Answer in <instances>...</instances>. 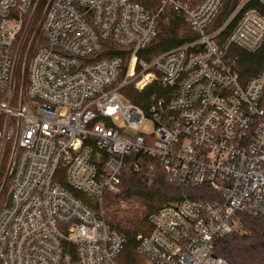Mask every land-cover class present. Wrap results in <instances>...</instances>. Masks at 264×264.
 Listing matches in <instances>:
<instances>
[{
	"label": "built area",
	"instance_id": "obj_1",
	"mask_svg": "<svg viewBox=\"0 0 264 264\" xmlns=\"http://www.w3.org/2000/svg\"><path fill=\"white\" fill-rule=\"evenodd\" d=\"M42 1L0 0V264H120L125 239L103 201L121 194L133 153L157 158L180 188L213 194L160 208L138 253L148 264H227L215 241L240 229L239 214L264 220V68L244 82L229 56L264 49V0H244L222 42L226 27L207 28L223 0H161L156 13L130 0H47L19 86V37ZM166 9L198 39L139 60ZM155 82L169 98L147 111L123 93Z\"/></svg>",
	"mask_w": 264,
	"mask_h": 264
},
{
	"label": "trees",
	"instance_id": "obj_2",
	"mask_svg": "<svg viewBox=\"0 0 264 264\" xmlns=\"http://www.w3.org/2000/svg\"><path fill=\"white\" fill-rule=\"evenodd\" d=\"M142 5L147 11L156 13L161 0H130ZM189 2L194 0H178ZM199 1V0H198ZM201 1V0H200ZM244 0H223L222 6L207 28V32L216 33L223 28L218 36L219 42L225 41L237 19L231 20ZM47 0L39 6L33 22L27 32H22L18 46H21L19 62L16 72L17 85L23 82L25 62L29 53L31 41L38 31ZM259 7L257 1L249 2L245 10ZM198 39L185 18L166 9L159 16V29L156 38L145 49L139 51V60L151 63L155 58L175 50ZM41 44V34L38 37L33 52ZM229 56L235 59V68L244 82L257 76L264 68V49L256 53H248L236 46H232ZM128 100L134 105L147 111L155 97L169 98V91L163 85L155 82L144 91L138 92L133 87L123 91ZM2 125L0 123V131ZM9 164V151L7 152L0 178H4ZM127 167L122 173L120 185L121 194L107 193L103 201L105 219L112 229L118 231L125 239V247L119 256L120 264H148L146 258L138 253V237L148 236L152 232L149 218L165 205L183 201H212V191L207 187L180 188L175 181L160 167L157 158L133 153L126 159ZM136 166L138 169H136ZM10 184V182H9ZM8 186L6 191H8ZM85 202L90 200L78 194ZM121 201H135L140 208L131 214L120 210ZM240 229L215 241L214 254L224 259L227 264H264V220L239 214Z\"/></svg>",
	"mask_w": 264,
	"mask_h": 264
},
{
	"label": "rangeland",
	"instance_id": "obj_3",
	"mask_svg": "<svg viewBox=\"0 0 264 264\" xmlns=\"http://www.w3.org/2000/svg\"><path fill=\"white\" fill-rule=\"evenodd\" d=\"M8 192H9V188H8V191H6V194ZM118 208L120 210L127 211L131 214H135V211H137V209L140 208V205L137 204L135 201H131V202L121 201Z\"/></svg>",
	"mask_w": 264,
	"mask_h": 264
},
{
	"label": "water",
	"instance_id": "obj_4",
	"mask_svg": "<svg viewBox=\"0 0 264 264\" xmlns=\"http://www.w3.org/2000/svg\"><path fill=\"white\" fill-rule=\"evenodd\" d=\"M39 30H40V28H39ZM39 30L37 32L36 37L38 36ZM32 47H33V45H32ZM32 47H31V49H32ZM26 73H27V67L25 68V71H24V84H25V80H26ZM8 205L9 206L11 205V195L8 197Z\"/></svg>",
	"mask_w": 264,
	"mask_h": 264
}]
</instances>
